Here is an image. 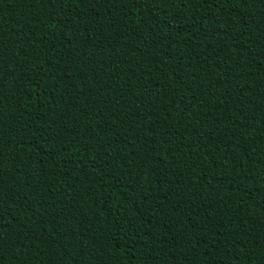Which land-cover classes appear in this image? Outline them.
<instances>
[{"label": "trees", "instance_id": "obj_1", "mask_svg": "<svg viewBox=\"0 0 264 264\" xmlns=\"http://www.w3.org/2000/svg\"><path fill=\"white\" fill-rule=\"evenodd\" d=\"M0 264H264V0H0Z\"/></svg>", "mask_w": 264, "mask_h": 264}]
</instances>
